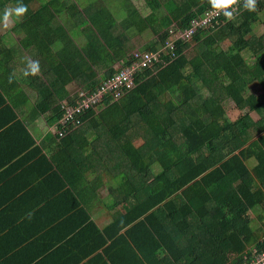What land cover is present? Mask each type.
Wrapping results in <instances>:
<instances>
[{
  "label": "trees",
  "instance_id": "obj_1",
  "mask_svg": "<svg viewBox=\"0 0 264 264\" xmlns=\"http://www.w3.org/2000/svg\"><path fill=\"white\" fill-rule=\"evenodd\" d=\"M69 1L0 0V26L4 11L13 8L11 3L16 6L22 3L27 7V12L19 18L21 21L15 25L23 45L20 53L25 60L21 66L25 71L28 60H38L40 70L45 77L48 76L51 86L39 83L40 72L25 76V81L34 84L38 90L35 110L43 115L49 113V123L64 131L62 138L57 136L54 150L49 155L50 175H56L60 181L55 195L49 200L56 198L57 207L58 200H69L61 213L52 215L55 220L44 219L33 235L40 233L47 238L51 225L62 220L63 225L68 223V228L63 230L65 233L62 231L60 237H54L53 244L57 247L44 256L51 255L57 248L58 251L75 250L78 244L85 250L88 245L95 247L98 245L96 238L105 245L103 240L110 237V230L100 231L91 222L81 198L84 191H80L84 188L89 193H96L108 183L106 179L113 180L115 175L124 180L130 177L127 180L129 183L139 184L138 192L150 189L152 195L154 192L158 194H155L158 198L148 203L133 205L128 217H123V222H120L132 224L142 219L125 236L134 241L139 252L135 264H144L140 259L144 252L140 244L151 235L154 243L157 238L159 247L164 248L159 237L160 229L167 230V240L175 245L174 251L165 245L172 264H227V244L235 253L243 252L245 245L252 243L256 244L254 249L263 248L264 226L262 229L258 227L257 238L247 225L237 223L240 219L238 215L234 213L235 219H231L229 212L238 207L245 211L264 206V193L253 192L248 181L253 173L264 178V35L249 36L253 25L261 21L264 0L256 3L255 11L242 8L230 22L224 16L214 18L208 26H197L190 38L180 39H176L175 34L193 30L195 23L204 15L209 4L204 3L205 0H144V9L149 12L144 14L142 11V15L129 1L119 5L122 12L117 17L106 14L105 6L99 9L97 5L94 8L88 6L84 11L79 5V10L76 8L78 0H74L75 5H69ZM114 1L111 5L117 0ZM97 4L102 6L99 0ZM64 9L67 12L75 10L73 15L80 12L83 16L79 20L81 22L70 24L68 28L69 23H63L60 17ZM162 10L164 14L158 17ZM121 22L128 31L135 32V42L127 31L115 35L114 29ZM70 27L87 35L82 43L86 38L89 40L88 50L84 49V44L80 47L78 41L77 46L71 39L70 49L66 48L64 58L56 66L52 53L59 40L67 43L71 36ZM80 27H84L83 30H79ZM88 27L92 29L90 35ZM147 30L152 33L146 34ZM227 38L232 40L234 47L231 54L220 47V43ZM143 42L144 48L135 50ZM169 42H173L174 47H169ZM192 42H197L198 46L193 47ZM19 48L17 43V51ZM137 52L157 54L159 70L155 72L149 65H142L141 58L134 56ZM120 59L121 67L114 68L113 63ZM135 63L140 67L134 73L132 89L114 87L95 106L75 114L73 120L76 123L67 126L58 123L67 108L75 106L79 99L77 94L68 96L69 84L81 81L76 85L89 96L114 79L120 69L132 67ZM51 79L53 83L55 81V86ZM11 82L15 86L12 90L16 92L0 90V103L11 115H15L9 108L21 104L26 110L27 96L23 91L19 92L15 77ZM256 82L262 87L260 95L251 90V85ZM202 88L209 90L210 96H202ZM117 91L124 98L117 100ZM228 98L244 113L235 121H231L225 104ZM179 111L184 115L181 119L177 115ZM256 114L259 115L257 122L252 119ZM1 125L0 139L7 147L19 144V156L33 145L27 125L20 120L16 119L7 126L4 123ZM18 127L22 131L19 140L5 141L6 137L15 134L13 132ZM253 131L256 135L261 133V136L249 144ZM90 134L94 137L89 142ZM139 139L143 140V144L136 147L134 140ZM252 157L257 164L250 172L246 161ZM64 160L70 163L71 177L67 167L61 164ZM151 164H158L162 169L153 183L146 179ZM15 169L23 170L27 181L16 182L10 176L0 179V223L4 224L0 226V264H19V246L24 243L19 242V209L23 206V199L31 201V197L35 196L24 194L23 188L31 184L29 179L37 173L27 167L26 161L22 162L21 168ZM15 169L10 171L15 173ZM99 170L101 173L93 181L87 180L88 172ZM238 180L239 185L234 187L233 182ZM180 221L182 224L178 225ZM195 223L202 225L195 228ZM59 230L62 229L57 232ZM175 233L181 236L180 241ZM200 233L203 238L197 237ZM186 241H191V244L181 246ZM214 243L219 255L211 261H204L199 253L212 250ZM61 244H64L63 248ZM92 253L86 251L84 260ZM178 253L179 258L176 257ZM187 253L195 255L194 259L183 263L181 260L184 258H191ZM32 261L30 259L26 264H35ZM79 262L77 260L73 264ZM109 264L114 263L110 260Z\"/></svg>",
  "mask_w": 264,
  "mask_h": 264
},
{
  "label": "crops",
  "instance_id": "obj_2",
  "mask_svg": "<svg viewBox=\"0 0 264 264\" xmlns=\"http://www.w3.org/2000/svg\"><path fill=\"white\" fill-rule=\"evenodd\" d=\"M72 13H69L70 18L73 15ZM63 23H65V21H63ZM82 34L85 36L84 33ZM6 37L7 33L0 29V90H2L3 92H9L8 90L16 92L15 89L12 90V88H15V86L14 84H12L13 82H11L12 78L15 77L19 83V92L23 91L27 96V100L24 104L26 105V110L23 109L21 104L16 106L11 105L12 107L9 109H11L15 115H11L10 112L4 109V104L0 103V130L1 128H3L1 123H4L7 126V124H10L16 119L20 120L25 125H27V131L29 132L31 140H33V145L29 146V148L25 152H22V154L19 156V153L21 151L19 144L14 143L11 144V146L7 147V145H5L4 143V140L0 139V179H5L10 176L14 177L16 182H19V180L27 181L25 174H23L22 172L23 170L19 171L15 169V167L21 168V164L24 161L27 162V167H30L31 170L37 173L36 176H32V179H29L31 184L23 188V190L25 191L23 192L24 194L31 193L35 196L31 197V201L23 199V206H20L19 209V242L24 241V243L19 246V264H26L27 262H29L30 259H33L32 262L35 264H73V262L77 260H80L79 264H109L110 260H112L114 264L137 263V255H139V252L136 249V244L133 240L125 238V236H127L142 219L138 222H133L132 224H130L129 222L122 224L120 222H123L124 218L128 217V214L131 211L133 205L139 202L148 203L151 199L158 198V196L155 195L157 194L156 192H154L155 194L152 195L150 189L138 192L139 184L134 183V185L133 183H129L127 180L130 179V177H127L124 180L118 178L117 175L113 177V180L106 179L109 184H103L101 188L96 191V193H89L84 188H82L80 191V193L84 191L83 197H80L85 203L84 207L87 209V213L91 222L95 224L97 229L100 231L110 230V237H106V239L103 240L105 245L103 246L101 244V239L96 238L95 241L96 243H98V245L95 247L93 246V244L88 245L86 247L87 249L85 250L82 245L78 244V248L75 247V250L64 249L62 251H58L59 248H57V250H55L51 255L44 256L50 251H52V249L57 247L53 244L54 237H60L63 233H65V231L63 230L68 228V223L66 222L63 225L62 220V227H60V221L54 222L51 225V232L49 233V236L47 238H43L40 233H37L36 236L33 235L34 231H37L40 226H42L40 225V222H44V219L49 218L50 221L55 220L56 217H53L52 215L61 213L64 205H66L69 200H58V207L56 206V198L49 200V197H53L55 195L56 189L60 185V181L57 179V176L50 175L49 158L50 151L53 152L54 145H56L55 141H57L58 135L54 132V124L51 125L49 123V113L43 115L41 112L35 110V107L37 105L38 90L34 88V84L29 81H25V71L22 69L21 66V64H23L25 60L23 59L24 56L20 53L23 48L22 42H20L21 38L17 37L18 40L15 43L14 40H8ZM52 37L54 38V36ZM69 37L70 38L67 39L66 44L64 43V41L61 42V40L56 43V47L54 49V52L52 53V56L56 62V66L59 65V62L61 61L60 59L64 58L66 48L70 49L69 42L71 43V39L74 42L73 37ZM79 38L82 39L81 37ZM2 40L4 41V43H2ZM17 43H19L20 45L19 52L17 51ZM45 53L51 54L48 52ZM57 56L59 57V59ZM26 57H29L28 53H26ZM50 73L51 72H49V75ZM80 83L81 81H77L69 84V86L67 87V94L69 97H73L76 93H78L77 91L79 90V88L83 89L82 87L76 85ZM70 90H72L73 92H71ZM6 98L8 99L7 95ZM96 112L99 113L100 111ZM252 119L255 122L258 121V119L254 115L252 116ZM13 133L15 134H11L9 137H6L5 141L8 142L14 139L19 140V133H22V131L18 127V129L14 130ZM92 136L93 135L91 134L88 135L89 142L91 141V139H93L94 136ZM259 136H261V133L259 135H256L255 131H253L251 133V136H249V139H251L249 144L259 138ZM61 164L64 165V167H67V173L71 177V174L69 173L70 170L68 167V164H70L69 161L64 160V162H61ZM256 164L257 161L253 157L246 161L247 168L250 172L254 171ZM53 167H55V164L53 165ZM11 169L12 171L13 169H15L16 172L14 173L10 171ZM148 171L150 173L148 178L146 179L149 180L150 183H153L158 177V175L161 173L162 169L161 166L158 164H151L150 169ZM98 173L100 174L101 170L94 171L89 176L87 175V180H89L91 175H93L95 179ZM239 181L240 180L236 182L234 181L233 186L235 187L239 185ZM248 181L250 182L251 190L253 192L264 193V178H262V176H258L254 173L250 174ZM2 185L3 184H1V186ZM123 186H125V189H122ZM158 188L160 189L162 187ZM60 199L65 198L60 197ZM107 200L110 201L107 204H104V202H106ZM257 208H259V210L255 211ZM254 209L255 210L252 211H243L242 209L240 210L239 207L233 208L229 212V215L231 216V219L232 217L234 218L235 215H238L240 219L237 223L241 222V226L244 224L247 225V229L255 232L256 237L258 238V227L262 229V227L264 226V206H259ZM152 212L153 211H151L148 215H150ZM246 218L248 220H246ZM177 224L179 225L182 223L180 221L177 222ZM165 225H167V223H165ZM201 225V223H195L194 227L197 228ZM0 226L3 227L4 224L0 223ZM156 226L160 228L159 224H156ZM172 226L177 229L174 224ZM58 229L62 230H59L57 232ZM160 230L161 231L159 237L162 238L164 248L159 247V240L157 242L156 236V243H154L152 235L148 239H145L144 243L140 244L141 250L144 251L140 258L142 260V263L170 264L173 261L168 250H166L165 245L167 244V247H170L172 251H174L175 245H173L170 241L167 240V230ZM175 236L178 237L180 241L181 236H179L177 233H175ZM197 237L203 238L204 235H201L200 233ZM185 244H191V241H186L185 243L181 244V246ZM255 245L253 243L250 245H245V248L241 253H235L234 250L231 251V248L228 244L225 245V249L228 254L227 264L231 262H239L238 259L240 255L245 254L249 251V249H251ZM61 246L63 248L64 244H61ZM31 247L34 248L30 249ZM211 247L212 250H207L199 253L201 257L205 258L204 261H211L214 256L216 257L219 255V250L216 246V243H214ZM20 248L22 249L20 250ZM3 249L4 251L7 250L5 248ZM86 251H93V253L90 256L91 258H85L84 260L83 255ZM155 253L157 254L155 255ZM187 255H189L191 258H184L183 260H181L183 263H188L191 259H194L193 257L195 256L189 253H187ZM176 257L179 258L180 254H176Z\"/></svg>",
  "mask_w": 264,
  "mask_h": 264
},
{
  "label": "rangeland",
  "instance_id": "obj_3",
  "mask_svg": "<svg viewBox=\"0 0 264 264\" xmlns=\"http://www.w3.org/2000/svg\"><path fill=\"white\" fill-rule=\"evenodd\" d=\"M131 2L132 3V5H133V8L134 9H136L138 12H139V14L140 15H142V11H143V13L144 14H146V13H148L149 12V10L148 9H144L145 8V6H146V4H145V2H144V0H117L116 1V3H114L113 5H111V3H113V2H115L114 0H113V2H112V0H99V3L102 5V6H100V5H98L97 3H98V0H78V2H77V4H76V8L79 10V6H81V8H83V10L84 11H86V9H88L87 7L88 6H90L91 8H94V6L95 5H97L96 6V8L97 9H99V8H101V7H104L105 6V8H104V10H105V12H106V14H110V15H114L115 17H117V16H119L120 14H121V8L119 7V5L120 4H122V5H125L126 3H128V2ZM259 1H262V0H256V3L257 2H259ZM242 2H245V0H242ZM12 5H13V8L14 7H16V5L15 4H13V3H11ZM71 4H74L75 5V1L74 0H70L69 1V5H71ZM79 5V6H78ZM119 7V8H118ZM238 8V6H234V9L233 10H236ZM63 11H65V9L63 10ZM62 11V12H63ZM72 12H76L75 10H72ZM72 12H67V11H65V12H63V13H61L60 14V17H61V19L63 20V21H65V23L66 22H68L69 23V25H67V27L69 28V26H70V24H72V25H77V24H79L81 21H79L80 19H81V17H83L82 15H80V12H78V13H76L75 15H72V17L70 18V16H69V13H72ZM162 14H164V10H162L159 14H158V17H160ZM20 17H22V16H20ZM20 17H16L15 15H13L12 17H10V25H9V27H7V28H5L4 26H3V23H2V25H1V27H0V29L2 30V31H4V32H6L7 33V39L8 40H14L15 41V43H16V41L18 40V38H19V36H17V32L15 31V25H16V23H17V21L18 22H20L21 20H19V18ZM260 18H261V21H260V23H256V24H254L253 25V31H252V33L249 35V36H251L252 34L253 35H256V37H261V36H263L264 35V23H263V21H264V13H260ZM196 27H197V25H196ZM83 28L84 27H81V29H79V30H83ZM127 31V32H126ZM114 32H116L115 33V35L117 36H119V34L121 33V32H123V33H127V35H129L130 36V39H132V40H134V42L136 41V37H135V32H133V31H128L127 30V28H125L124 27V25L122 24V22L120 23V24H118L117 25V27H116V29H114ZM82 33H84V32H81V34L77 31V29L75 28V27H70V34H71V36L73 37V39H74V42H75V44L77 45V46H79V42H80V47H82V44H84L85 46H84V49L85 50H88V48H86V46H87V44H88V39L86 38L85 39V42L84 43H82L83 42V40L82 39H84V35L82 34ZM145 33L146 34H150V33H152L150 30H147V31H145ZM85 34V33H84ZM90 34H92V29L91 28H89L88 27V35H90ZM86 35V34H85ZM18 38H17V37ZM87 36V35H86ZM137 36V35H136ZM177 36V34H175V37ZM79 37H81L82 39H80ZM138 37V36H137ZM15 38H16V40H15ZM139 38V37H138ZM142 39H140V41H141ZM79 41V42H78ZM144 44H145V42H143L142 43V45H141V47H139V48H137V49H135V50H138V49H141V48H144ZM147 44H148V42H147ZM146 44V45H147ZM192 45H193V47H195L196 48V46H198V44H197V42H192L191 43ZM145 45V46H146ZM220 47L223 49V50H225L228 54H231V53H233V51H234V47H233V44H232V40L230 39V38H227V39H225L224 41H222L221 43H220ZM18 52H19V49H18ZM246 58H248V55H246L245 56ZM113 67L114 68H117V69H119V67H121V59H120V61L118 60L116 63L114 62L113 63ZM48 77V76H47ZM47 77H45L43 74H42V72H41V70H40V73H39V83H45V84H47L48 86H51V84L49 83V81L47 80ZM51 81H52V79H51ZM52 84L55 86V81H54V83H53V81H52ZM69 86V85H68ZM71 87H72V85H71ZM80 87V86H79ZM70 89V88H69ZM251 90L256 94V95H260L261 93H262V87L259 85V83L258 82H256V83H254V84H252L251 85ZM71 92H73L72 90H70ZM83 91L84 90H81V88H79V90L77 91L78 92V95H79V97L81 96V94L83 93ZM75 93V92H74ZM201 93H202V96H210L209 95V90H206V89H204V88H202V90H201ZM207 96V97H208ZM121 98H124V96L122 95V93H119L118 94V97H117V100L118 99H121ZM227 101H225V104L227 105V107H228V113H229V116H230V119H231V121H235L236 119H238L241 115H242V111L241 110H238L237 108H236V106L232 103V100L231 99H226ZM102 104V103H101ZM105 106V105H104ZM244 114V113H243ZM177 115L180 117V119L181 118H183V114H182V112H178L177 113ZM259 115L258 114H256L255 115V117L259 120V117H258ZM54 132H55V134H58L59 133V130H58V127H57V125H55L54 126ZM91 138V137H90ZM135 146H140V145H142L143 144V140L142 139H139V140H134V143H133ZM184 147V146H183ZM93 172H89V173H87L86 174V176L88 175H90V174H92ZM94 179V176L93 175H91V177L89 178V180L90 181H92ZM110 200H107L106 202H104V204H107L108 202H109ZM252 210H255V209H252ZM251 210V211H252ZM259 210V208H257L255 211H258ZM246 211H249V210H246ZM249 219H250V217H249ZM246 220H248L247 218H246ZM251 225V224H250Z\"/></svg>",
  "mask_w": 264,
  "mask_h": 264
},
{
  "label": "built area",
  "instance_id": "obj_4",
  "mask_svg": "<svg viewBox=\"0 0 264 264\" xmlns=\"http://www.w3.org/2000/svg\"><path fill=\"white\" fill-rule=\"evenodd\" d=\"M244 3L245 2H242V0H237V3L228 9V11L233 12V18L240 14L242 8H245ZM234 6H238V8L236 10H233ZM223 16V10L217 13L216 10L211 9L201 17L200 21L195 23L193 30H187L183 33H179L175 38H190L197 29L196 25L208 26L214 18H219ZM217 23H219V20H217ZM168 46L174 47L173 42H169ZM134 56L135 58H141L142 65H149V68L153 69L155 72L159 70V57L157 54H139L137 52L134 54ZM139 67L140 66L135 63V65H133L132 67L120 69L115 75L114 79L104 83L103 86L97 92L91 93L89 96L87 95L88 92L83 91L79 99L76 100V105L72 108L68 107L66 113L64 114V116H62L58 123H60L62 126H67L68 124L76 123L73 120L75 114L79 115L86 109L90 108L92 105L95 106V104L99 103L104 98V95L110 92L114 87L121 86L122 88L126 86L127 89H132V87L134 86V73ZM118 94L119 91L115 93L117 97ZM58 130L59 133L57 135L59 136V138H62L64 136V131L60 130L59 128ZM238 261L239 262H231L228 264H264V247L259 249H254V247H252L251 249H249L248 252L240 255Z\"/></svg>",
  "mask_w": 264,
  "mask_h": 264
},
{
  "label": "clouds",
  "instance_id": "obj_5",
  "mask_svg": "<svg viewBox=\"0 0 264 264\" xmlns=\"http://www.w3.org/2000/svg\"><path fill=\"white\" fill-rule=\"evenodd\" d=\"M204 3H209L206 9L204 10V14L214 9L219 13L223 10V15L227 19V22H230L233 18V12L228 11V9L237 3V0H205ZM244 9L249 11H255L256 9V0H245ZM27 12V7L25 5L18 4L14 8H8L3 13V26L5 28L9 27L10 25V17L15 15L16 17L22 16L24 13ZM224 21V20H223ZM40 72V66L38 60H28L27 69L24 72V75H37ZM84 90V89H81ZM85 91V90H84ZM78 95V93H76Z\"/></svg>",
  "mask_w": 264,
  "mask_h": 264
}]
</instances>
